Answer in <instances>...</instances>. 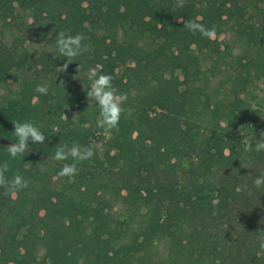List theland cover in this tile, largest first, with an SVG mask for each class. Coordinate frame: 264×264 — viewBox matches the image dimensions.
Listing matches in <instances>:
<instances>
[{"label": "trees", "instance_id": "obj_1", "mask_svg": "<svg viewBox=\"0 0 264 264\" xmlns=\"http://www.w3.org/2000/svg\"><path fill=\"white\" fill-rule=\"evenodd\" d=\"M178 1L0 0L10 41L0 46V82H6L9 71L20 76L0 123L12 142H17L13 122L30 121L46 137L44 144L29 142L23 157L7 154L0 164L7 162L9 180L21 175L28 181L11 195L0 187V264H264V187L257 188L239 167L244 144L230 134L217 152L202 151L197 165L191 141L198 123L221 131V122L245 130L256 125L246 117L239 95L252 77L264 80V0H194L201 23L215 27L216 36L230 29L247 54L238 59L242 69L229 83L230 102L218 98V88H209L201 69L199 54L225 56L212 38L202 35L195 51L177 37L147 40L159 17ZM141 2L146 14L139 11ZM61 32L83 34L88 46L63 72L66 58L56 47ZM118 36L122 54H105L104 42ZM128 60L133 66L117 89L126 95L123 107L131 114L122 115L118 130L109 136L97 127L96 102L76 103L73 88L89 86L88 68L100 64L108 74ZM38 85H45L47 94L37 92ZM182 88L190 93L185 105L177 103ZM89 129L103 136L110 165L124 163L130 175L161 176L155 199L146 206L131 178L120 180L123 205L136 212L145 207L133 228L104 212L98 201L85 199L84 175L63 177L53 188L60 169L50 175L38 169L77 130ZM184 159L191 160L190 171H239L212 185L211 196H203L205 184L189 193L178 182ZM160 244L167 248L165 257Z\"/></svg>", "mask_w": 264, "mask_h": 264}, {"label": "rangeland", "instance_id": "obj_2", "mask_svg": "<svg viewBox=\"0 0 264 264\" xmlns=\"http://www.w3.org/2000/svg\"><path fill=\"white\" fill-rule=\"evenodd\" d=\"M139 11L145 14L147 13L145 3H139ZM15 14L20 13L15 12ZM189 20H197L201 23V15L198 10V5L194 0H179L175 7L169 9L163 16L159 17L155 25V32L149 35L147 40L161 41L167 38L177 37L183 44L189 46L190 49L195 51L202 35L199 32L192 33L184 27L183 22ZM4 22H6L5 19L0 18V46L2 43L10 42L4 31ZM212 40H214L215 46L219 47L218 49L221 51L225 50V56L216 59L214 55L206 58L201 55L203 53L199 54L201 69L205 71V77L209 81V88H212L213 90L218 88V98L225 100L229 98L228 102H230V100L233 99V96L228 97V92L230 90L229 83L233 82L231 80H234L242 69L241 66H239L238 59L247 54L246 52H242V49L238 46L230 29H227L219 36L212 38ZM104 44L106 47L105 54L112 56H120L122 54L123 47L120 36H118L117 40L107 39ZM38 45L39 44L35 43V48H37ZM131 66H133V61L128 60L124 65H121L108 73L113 76L112 83L115 88H118L120 84L126 80L127 67ZM11 73L12 72L9 71L6 74L5 83L0 82V116L5 114L4 110L8 107L11 99L10 92L16 91L18 89V83L20 82L19 73H12L14 75L10 77ZM238 82L241 83L242 80L239 79ZM87 88L88 87L83 83L78 84L73 88V99L76 103L95 102L89 100L86 96ZM189 95V90L182 88L177 103L185 105ZM239 98L242 100L241 108L246 109L247 111L246 117L248 119L252 118L253 121H256L253 130H245L242 129L241 126L228 128L225 122H221L222 128H225L221 131L212 129L207 123H198L191 134V141L197 148L195 152L196 154L193 155L192 160L193 163L199 165L201 162L202 151L209 150L211 153L217 152L221 148V144H224L225 138L230 134L235 136L238 135L236 138H238L240 144H244L243 155L240 158L239 167L246 172L247 178L255 180V178L264 173V150H256L255 147L258 142L264 141V80L252 77L250 82L246 85V91L241 93ZM33 102L35 101L33 100ZM181 108L183 107H179V109ZM251 124L252 122L248 123L249 126ZM98 134L99 133L97 132L92 134V129L77 130L74 137L65 141L63 144H66L69 147L73 144L95 146V155L92 159L96 158L97 163L93 162L92 159L87 160L85 164H83L82 161L75 162L78 168V174L76 176L82 174L86 178L84 183V186H86L84 187L86 188L84 192L85 199L87 198L95 200L96 202L98 201L99 207L103 208L104 212H108L117 220L123 221V223L125 222L133 228L139 215L144 212L145 207H142L139 212H136L134 208H129L123 205L122 199L125 190L124 188L122 190L120 180L123 179V177L125 179L131 178L130 182L139 187V193L142 195L144 205L146 206L155 199L161 176L160 174L146 175L145 173L140 175H130L126 164L121 162L116 164L110 162V165L105 157L103 136ZM257 134L260 136V139L255 138ZM249 142L254 145L250 151L246 150V144ZM11 143L15 142H12L7 138L4 126L0 123V164L3 161V156L8 154L7 147ZM223 151L224 155L229 153L227 148ZM53 156L54 154L52 157L42 160L38 165V169L40 171H47V174L50 175L54 169L58 168L61 170L65 164L74 163L72 158L65 161H55ZM190 161V159H184V161L180 163L179 169L181 172L180 174L177 173L178 182L181 184V188L189 193L193 191L194 187L205 184L202 193L203 196L208 194L211 196L210 190L213 189L212 185H217L221 180H226L227 174L233 175L235 174L234 171L236 173L239 171V169L237 170L234 167L228 170L226 174L221 173L216 168H211L205 172L198 169L196 171H190L193 169L189 167ZM62 178L63 177L56 176L52 178L53 188H59ZM188 178H191V183L187 181ZM214 195L215 191L212 193V196ZM159 248L165 257L167 254V248L164 244H160Z\"/></svg>", "mask_w": 264, "mask_h": 264}, {"label": "clouds", "instance_id": "obj_3", "mask_svg": "<svg viewBox=\"0 0 264 264\" xmlns=\"http://www.w3.org/2000/svg\"><path fill=\"white\" fill-rule=\"evenodd\" d=\"M179 6V5H178ZM184 27L192 33L199 32L206 38H215V27L206 28L197 20H189L183 22ZM86 37L83 34L65 35L61 32L56 41V47L62 57L66 58V62L60 66V72L67 69L68 64L83 52L88 51V46L83 43ZM79 68H77V72ZM86 79L89 81V86L86 89V96L89 100H93L99 107V118L97 127L104 130L106 134L111 135L113 130H118L121 116L131 114V109L123 107L127 97L123 93H119L118 89L113 86V76L103 73V66L97 64L88 68ZM36 91L41 94H47L45 85H38ZM76 116V115H74ZM67 120V117H63ZM85 127L88 125L85 124ZM13 135L16 137L15 143H11L7 147V152L12 158L17 156L23 157L31 144H44V133L30 121L13 122ZM256 150H264V141L256 144ZM246 150H252V144H246ZM95 155V146H81L73 144L69 147L66 144H60L55 148L53 159L55 161H65L72 158L74 163L65 164L57 173L59 177H75L78 174V168L75 162L90 160ZM8 171V164L5 162L0 165V187L5 188L6 194H15L28 186V181L21 175H15L9 180L5 173ZM257 188L264 187V173L255 178L253 181ZM264 248V241L260 244Z\"/></svg>", "mask_w": 264, "mask_h": 264}]
</instances>
